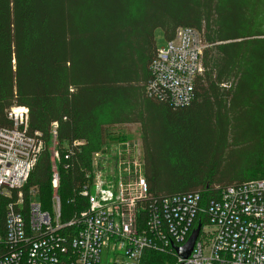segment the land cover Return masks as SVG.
Here are the masks:
<instances>
[{
    "label": "trees",
    "instance_id": "16d2710c",
    "mask_svg": "<svg viewBox=\"0 0 264 264\" xmlns=\"http://www.w3.org/2000/svg\"><path fill=\"white\" fill-rule=\"evenodd\" d=\"M192 1L0 0V129L10 126L9 108L24 106L29 110V132H40L45 144L52 122L59 123V141H86L70 172L59 167L64 211L73 209L68 201L80 169L89 167L97 151L90 139L100 130L99 114L117 101H129L131 91L136 92V106L126 120L141 126L149 193L171 196L203 188L206 196L214 197L210 190L235 181L236 177L224 179L219 167L226 153L228 116L233 123H246L256 136L264 126V108L254 107L258 116L241 110V100L252 97L249 87L242 81L233 92L225 83L244 67L247 79L264 74V33L241 36L231 24L223 32L218 21L225 19L212 9L198 16ZM179 27L202 30L209 48L193 101L172 108L149 99L145 87L157 50L154 30L160 28L169 41ZM203 127L211 141L206 155L198 157ZM50 178L45 148L28 182L38 187L44 208L50 204ZM164 258L168 256L150 253L151 264H164Z\"/></svg>",
    "mask_w": 264,
    "mask_h": 264
},
{
    "label": "built area",
    "instance_id": "2783aa9c",
    "mask_svg": "<svg viewBox=\"0 0 264 264\" xmlns=\"http://www.w3.org/2000/svg\"><path fill=\"white\" fill-rule=\"evenodd\" d=\"M206 43L199 30L179 27L157 48L145 87L149 99L172 108L194 99L204 72ZM10 126L0 129V264H150V253L167 255L164 264H264V179L226 186L214 197L202 191L171 196L149 193L143 150L133 141L103 144L64 211L59 167L68 172L85 140L58 139L59 123L49 126L48 142L29 132V110L6 111ZM50 160L52 198L44 208L36 186H28L42 151ZM199 232L188 258L182 248Z\"/></svg>",
    "mask_w": 264,
    "mask_h": 264
},
{
    "label": "rangeland",
    "instance_id": "374dc122",
    "mask_svg": "<svg viewBox=\"0 0 264 264\" xmlns=\"http://www.w3.org/2000/svg\"><path fill=\"white\" fill-rule=\"evenodd\" d=\"M193 10L198 16H204L207 12L212 9L213 14H217V17L222 16L225 22L218 21V25L222 28V31L228 29L225 26L231 24L233 30H237L238 34L245 36L247 34L264 33V0H193ZM232 19V21H230ZM204 26V23H202ZM203 36V31L199 30ZM252 38L260 39V36H254ZM155 46L157 48L162 47L166 40L163 36L162 30L157 28L154 30ZM209 45L206 44V49ZM256 48V47H255ZM254 50V49H252ZM247 68H242L239 75L236 77L231 75L229 77L226 88H232L230 90L236 91V87L240 86L243 81L247 87H249L248 94L252 93V97L248 96L249 99L243 98L241 100V110L247 112L249 115L255 114L258 116L254 107L261 109L264 108V74H260L258 79L257 75L255 78L252 77L247 79L246 72ZM248 72V71H247ZM246 77L244 79L243 77ZM242 82V83H243ZM222 86V85H221ZM224 87V86H222ZM235 87V89H233ZM135 91H131L129 95V101L120 100L113 105L110 109H106L101 112L98 116V123L100 124V130L96 133V138H91V145L97 150H101L103 144L111 143L115 139L118 141H133L138 146L141 144L142 148V132L139 123L127 122L126 116L130 114L133 107L136 106ZM240 97V96H239ZM230 117L228 128L226 131V138L224 149L226 153L221 159L220 166L222 171V177L224 179L235 178V181L222 185L223 187L228 184L236 183L239 181L253 180V179H264V126H261L258 135L251 134L252 132L247 129L246 123L238 122L233 123L232 116ZM207 127H203L205 137L201 142V149L199 150L198 157H204L209 147L210 138H208L206 131ZM213 131V130H212ZM86 142V141H85ZM103 144H102V143ZM212 143V142H211ZM144 158V154H143ZM221 188L214 187L215 191L210 190V193L217 195ZM203 188H199L196 191H202ZM204 191V190H203ZM50 198L52 193L50 191ZM170 258H164V261ZM151 260V259H149ZM152 262V261H151ZM150 262V264H151Z\"/></svg>",
    "mask_w": 264,
    "mask_h": 264
},
{
    "label": "water",
    "instance_id": "95a60500",
    "mask_svg": "<svg viewBox=\"0 0 264 264\" xmlns=\"http://www.w3.org/2000/svg\"><path fill=\"white\" fill-rule=\"evenodd\" d=\"M199 228L198 227L190 236L189 240L187 241V243L185 244V246H183L182 248H176V253L178 255L179 258L181 259H186L189 257L193 245L195 243V240L197 238L198 232H199Z\"/></svg>",
    "mask_w": 264,
    "mask_h": 264
}]
</instances>
